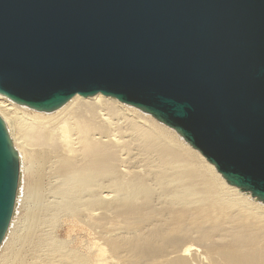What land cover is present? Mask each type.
I'll return each instance as SVG.
<instances>
[{
  "label": "water",
  "instance_id": "obj_1",
  "mask_svg": "<svg viewBox=\"0 0 264 264\" xmlns=\"http://www.w3.org/2000/svg\"><path fill=\"white\" fill-rule=\"evenodd\" d=\"M102 94L152 115L264 203V0H0V95ZM20 159L0 117V246Z\"/></svg>",
  "mask_w": 264,
  "mask_h": 264
},
{
  "label": "bare ground",
  "instance_id": "obj_2",
  "mask_svg": "<svg viewBox=\"0 0 264 264\" xmlns=\"http://www.w3.org/2000/svg\"><path fill=\"white\" fill-rule=\"evenodd\" d=\"M0 100L20 159L0 264H264V203L174 129L102 94Z\"/></svg>",
  "mask_w": 264,
  "mask_h": 264
},
{
  "label": "rangeland",
  "instance_id": "obj_3",
  "mask_svg": "<svg viewBox=\"0 0 264 264\" xmlns=\"http://www.w3.org/2000/svg\"><path fill=\"white\" fill-rule=\"evenodd\" d=\"M0 101H2V100H0ZM125 107L126 108H130V109H132V110H139L138 108H135V107H133V106H129V105H126L125 104ZM141 111V110H140ZM142 112V114H144V115H146L147 117H150V118H154L152 115H150V114H148V113H145V112H143V111H141ZM155 119V118H154Z\"/></svg>",
  "mask_w": 264,
  "mask_h": 264
}]
</instances>
